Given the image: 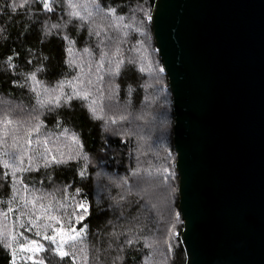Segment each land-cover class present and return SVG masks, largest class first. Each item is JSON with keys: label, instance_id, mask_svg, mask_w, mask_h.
<instances>
[{"label": "trees", "instance_id": "trees-1", "mask_svg": "<svg viewBox=\"0 0 264 264\" xmlns=\"http://www.w3.org/2000/svg\"><path fill=\"white\" fill-rule=\"evenodd\" d=\"M154 3L0 0V264H186Z\"/></svg>", "mask_w": 264, "mask_h": 264}, {"label": "water", "instance_id": "water-1", "mask_svg": "<svg viewBox=\"0 0 264 264\" xmlns=\"http://www.w3.org/2000/svg\"><path fill=\"white\" fill-rule=\"evenodd\" d=\"M186 264H264V0H155Z\"/></svg>", "mask_w": 264, "mask_h": 264}, {"label": "rangeland", "instance_id": "rangeland-1", "mask_svg": "<svg viewBox=\"0 0 264 264\" xmlns=\"http://www.w3.org/2000/svg\"><path fill=\"white\" fill-rule=\"evenodd\" d=\"M48 2L49 0H45ZM84 234V229H77V228H71L67 229L61 226L55 233H53L52 236H49L47 238L48 242L52 243L55 248L57 249L58 253L61 252L65 253L66 249L65 246L81 237ZM54 238V242H53ZM42 250V247L39 243L33 241L29 242L28 244H24L21 247H19L18 252L15 254V261H22V259H25V261H28L35 255V253L40 252Z\"/></svg>", "mask_w": 264, "mask_h": 264}, {"label": "snow or ice", "instance_id": "snow-or-ice-1", "mask_svg": "<svg viewBox=\"0 0 264 264\" xmlns=\"http://www.w3.org/2000/svg\"><path fill=\"white\" fill-rule=\"evenodd\" d=\"M44 7L47 8L49 11L51 10V9L49 8V5H48L47 3H45ZM111 11L114 12V10H111ZM5 166L7 167V165H5ZM46 239H47V237H46ZM53 242H54V238H53ZM60 255H62V256H63V255H67V253H63V252H61Z\"/></svg>", "mask_w": 264, "mask_h": 264}]
</instances>
